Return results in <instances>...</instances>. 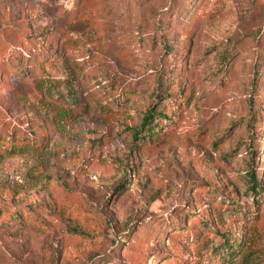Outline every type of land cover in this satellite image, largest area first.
Masks as SVG:
<instances>
[{
  "label": "rangeland",
  "instance_id": "374dc122",
  "mask_svg": "<svg viewBox=\"0 0 264 264\" xmlns=\"http://www.w3.org/2000/svg\"><path fill=\"white\" fill-rule=\"evenodd\" d=\"M0 264H264V0H0Z\"/></svg>",
  "mask_w": 264,
  "mask_h": 264
},
{
  "label": "trees",
  "instance_id": "16d2710c",
  "mask_svg": "<svg viewBox=\"0 0 264 264\" xmlns=\"http://www.w3.org/2000/svg\"><path fill=\"white\" fill-rule=\"evenodd\" d=\"M152 115H153V113L151 111H149L147 114H145L143 116L142 122H141V127H144V126H146L147 124L150 123L149 121L152 120V117H153ZM146 128L149 129V132H151L150 126H147ZM139 131H140L139 129L136 130L135 137H137V135H138L137 133H139ZM248 183H249V186H248L249 189L251 191H253V192H256L257 181H256V175H255V173L248 174Z\"/></svg>",
  "mask_w": 264,
  "mask_h": 264
}]
</instances>
